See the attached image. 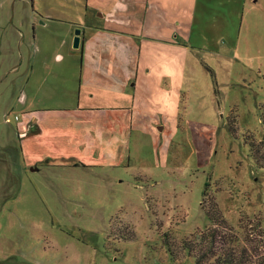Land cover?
I'll use <instances>...</instances> for the list:
<instances>
[{
  "label": "rangeland",
  "instance_id": "1",
  "mask_svg": "<svg viewBox=\"0 0 264 264\" xmlns=\"http://www.w3.org/2000/svg\"><path fill=\"white\" fill-rule=\"evenodd\" d=\"M44 2L48 0H0V264H196L190 256L172 259L162 234L168 230L180 238L209 225L202 207L208 196H215L235 226L241 215L260 214L264 223V168L254 163L241 135L247 130L257 139L264 135L260 118L264 0L253 2L236 44H230L229 26H219L216 31L223 39L219 51L226 55L209 56L218 71V93L209 110L213 119L194 112L186 116L212 124L198 135L197 122L183 121L193 131L185 127L171 136L165 157L170 166L154 165L149 158L141 160L156 182L136 171L133 179L143 186L134 187L128 178L109 183L105 175L112 173L94 168L77 176L83 181L79 185L72 174L33 171L23 162L19 119L6 117L19 109V98L25 93L38 92L47 101L54 92L64 91L57 89L61 83L55 80L54 67L41 73L45 80L37 86L32 81L25 84L31 68L35 75L43 59L55 66V50L62 53L56 45L67 28L45 25L33 13ZM50 2L70 4L74 0ZM57 8L51 9L56 17L70 15L64 6ZM20 17L21 48L19 30L10 28ZM37 49L49 53L40 56ZM235 113L238 137L227 126V115ZM117 172L123 171L119 168ZM131 228L136 237L125 238Z\"/></svg>",
  "mask_w": 264,
  "mask_h": 264
},
{
  "label": "crops",
  "instance_id": "2",
  "mask_svg": "<svg viewBox=\"0 0 264 264\" xmlns=\"http://www.w3.org/2000/svg\"><path fill=\"white\" fill-rule=\"evenodd\" d=\"M253 2L257 0H74L70 4L48 0L41 4L33 13L42 23L62 25L67 31L59 35L56 48L62 53L55 50V66L43 59L35 75L30 66L25 84L32 81L37 86L45 80L41 73L54 67L55 80L61 83L57 89L64 91L54 92L47 101L38 92L19 98L14 113L19 114L26 167L72 174L79 185L83 181L77 176L91 168L111 172L105 175L109 183L128 178L132 186H143L133 179L136 171L153 179L141 160L170 166L165 157L171 136L185 127L193 131L182 122H197L198 135L212 124L186 117L194 112L213 119L209 110L215 85L203 64L214 69L218 83L209 56L226 54L219 51L223 39L216 31L229 26L230 44H236ZM56 5L70 15L56 17L51 11ZM17 21L10 28L19 30L21 48L22 17ZM77 26L80 43L73 47ZM45 50L36 52L45 57L49 53ZM119 168L123 172H117Z\"/></svg>",
  "mask_w": 264,
  "mask_h": 264
},
{
  "label": "trees",
  "instance_id": "3",
  "mask_svg": "<svg viewBox=\"0 0 264 264\" xmlns=\"http://www.w3.org/2000/svg\"><path fill=\"white\" fill-rule=\"evenodd\" d=\"M204 65L212 76L217 94L215 71L210 65ZM237 115H227L228 130L233 137L240 135ZM260 118L264 128V103L260 105ZM241 135L254 163L264 168V135L257 139L249 130ZM203 195L206 196L205 189ZM202 205L211 221L209 225L180 238L168 230L162 234V242L172 259L190 256L196 264H264V223L260 214L241 215L235 226L225 217L215 196L202 200ZM135 237L132 228L125 236L128 239Z\"/></svg>",
  "mask_w": 264,
  "mask_h": 264
},
{
  "label": "water",
  "instance_id": "4",
  "mask_svg": "<svg viewBox=\"0 0 264 264\" xmlns=\"http://www.w3.org/2000/svg\"><path fill=\"white\" fill-rule=\"evenodd\" d=\"M81 28L79 26L74 28V35L72 40L73 47H78L80 43Z\"/></svg>",
  "mask_w": 264,
  "mask_h": 264
},
{
  "label": "built area",
  "instance_id": "5",
  "mask_svg": "<svg viewBox=\"0 0 264 264\" xmlns=\"http://www.w3.org/2000/svg\"><path fill=\"white\" fill-rule=\"evenodd\" d=\"M7 120H16L19 119V114L17 113H9L6 117Z\"/></svg>",
  "mask_w": 264,
  "mask_h": 264
}]
</instances>
